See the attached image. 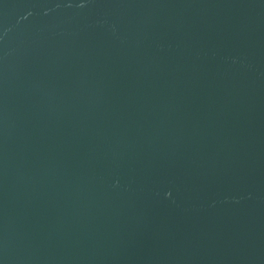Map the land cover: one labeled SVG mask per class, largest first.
Here are the masks:
<instances>
[{"label": "water", "instance_id": "water-1", "mask_svg": "<svg viewBox=\"0 0 264 264\" xmlns=\"http://www.w3.org/2000/svg\"><path fill=\"white\" fill-rule=\"evenodd\" d=\"M0 264H264V0H0Z\"/></svg>", "mask_w": 264, "mask_h": 264}]
</instances>
